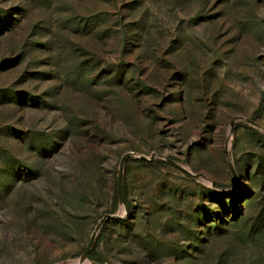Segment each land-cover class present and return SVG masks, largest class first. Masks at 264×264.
I'll list each match as a JSON object with an SVG mask.
<instances>
[{"label": "rangeland", "instance_id": "obj_1", "mask_svg": "<svg viewBox=\"0 0 264 264\" xmlns=\"http://www.w3.org/2000/svg\"><path fill=\"white\" fill-rule=\"evenodd\" d=\"M262 106L264 0H0V264H264Z\"/></svg>", "mask_w": 264, "mask_h": 264}, {"label": "water", "instance_id": "obj_2", "mask_svg": "<svg viewBox=\"0 0 264 264\" xmlns=\"http://www.w3.org/2000/svg\"><path fill=\"white\" fill-rule=\"evenodd\" d=\"M235 122V121H234ZM234 122H232V125L234 124ZM142 159H144V160H147V158H145V157H141ZM126 159V158H125ZM123 167H124V161H122V163H121V165H120V170L122 171V169H123ZM232 173H233V175L235 176L236 175V172H235V169L234 168H232ZM119 189H121V185H119ZM120 217L119 216H107V217H105L101 222H100V225H99V227H102L107 221H110V220H115V219H119ZM91 244H90V246H89V248L87 249V251H86V253H85V255H84V259L87 261V260H89V261H91L90 259H89V253H90V251H91ZM91 263L92 264H101V263H95V262H93V261H91Z\"/></svg>", "mask_w": 264, "mask_h": 264}, {"label": "trees", "instance_id": "obj_3", "mask_svg": "<svg viewBox=\"0 0 264 264\" xmlns=\"http://www.w3.org/2000/svg\"><path fill=\"white\" fill-rule=\"evenodd\" d=\"M264 110V107L262 106L260 109V112H262ZM259 115V113H255V117H257ZM163 163V162H162ZM116 203L119 201V194L116 192ZM89 259L95 263H101V264H106L104 258L102 257V255H99L94 249L90 251L89 253Z\"/></svg>", "mask_w": 264, "mask_h": 264}, {"label": "bare ground", "instance_id": "obj_4", "mask_svg": "<svg viewBox=\"0 0 264 264\" xmlns=\"http://www.w3.org/2000/svg\"><path fill=\"white\" fill-rule=\"evenodd\" d=\"M87 264H92V263L90 261L89 262L87 261Z\"/></svg>", "mask_w": 264, "mask_h": 264}]
</instances>
